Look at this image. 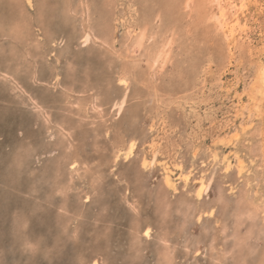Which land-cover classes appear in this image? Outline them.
<instances>
[{
    "label": "rangeland",
    "instance_id": "374dc122",
    "mask_svg": "<svg viewBox=\"0 0 264 264\" xmlns=\"http://www.w3.org/2000/svg\"><path fill=\"white\" fill-rule=\"evenodd\" d=\"M101 1L95 0L98 9ZM132 1L142 11V18L145 15L149 22L160 12L166 26L174 29L175 55L157 82H150L146 74L136 81L138 84L132 82L128 104L119 118L114 103L123 90L118 85V75L125 60L116 58L118 54H111L108 47L107 50L82 44L79 32L72 31V25L81 23V16L65 19L59 6L58 12L48 15L38 27L40 30L36 29L42 43L35 49L30 42L18 44L9 39L8 30H1L2 25L8 27L9 18L13 19L10 8L16 4L15 0H0V264H91L94 258H99L100 264H264L261 172L252 166L251 179H239L235 171L225 174L221 165L209 166L211 150L220 151V155L227 151L215 148L212 140L218 136L220 123L232 116L227 113L234 112L237 100L248 101L245 89L257 76L264 54L239 51L232 64L222 35L211 31L204 34L201 28L206 31L205 26L194 25L192 18L184 15L182 0H114L115 14L107 10L111 18L128 16L127 6ZM39 2L34 1L35 5ZM49 7V12L53 11L54 5ZM251 7L255 10V6ZM34 22V26L38 25ZM123 32L119 33L114 52L124 50ZM49 33H53L55 45L49 40ZM142 69L146 73L147 68ZM203 71L209 72L206 84ZM218 72L225 73L229 93L217 86ZM56 74L61 75L59 82L53 79ZM155 87L160 90L157 95ZM93 92L102 94L109 104L97 113L91 111L88 117L69 116L64 111L68 101L83 95L82 103H86L88 94ZM194 97L196 104L192 102ZM186 101H191L195 109ZM34 102L48 105L53 122L63 121L69 126L72 123V150L64 152L69 145L59 142L62 136L54 128L46 131ZM263 114L264 110L258 116L257 127L261 125L264 133ZM159 116L166 122L164 130H149L154 119L157 125L160 123ZM253 135L244 136L238 149L247 161L258 162L260 138ZM132 136H137L139 142L136 155L130 161L123 155L117 158L118 149ZM154 136L163 137L162 160L171 157L193 169L196 176L203 171L208 177L216 172L208 196L197 200L193 186L184 189L182 184L174 193L163 184L159 166L140 168L143 156L150 157L147 142ZM194 148L199 149V158H193ZM69 154L79 162L80 171L72 172ZM203 161L208 164L203 165ZM58 162L63 165L61 173L56 168ZM87 194L91 196L89 203L85 202ZM208 208L215 209L213 215L204 214ZM247 209L253 211L252 216H243L241 210ZM147 226L152 228L148 239L144 236Z\"/></svg>",
    "mask_w": 264,
    "mask_h": 264
},
{
    "label": "bare ground",
    "instance_id": "6f19581e",
    "mask_svg": "<svg viewBox=\"0 0 264 264\" xmlns=\"http://www.w3.org/2000/svg\"><path fill=\"white\" fill-rule=\"evenodd\" d=\"M34 1L35 0H24V1L23 0H15L16 5L13 6V8H10V11L14 12L13 19L9 18L10 22L8 23V27L7 26L5 27L4 25H2L1 30H8V33H9L8 38L11 40H15L18 44H19V42H21L22 44H25L26 42H30L29 45L30 46L33 45V46H35V49H37L38 47L41 46L42 42H41V39H39L37 37L39 35L36 34V31L40 30L38 27H40L42 25V23H44V21H46L45 19L47 18L48 15L51 16L53 13L55 14V12H58L59 8L61 7L60 11L63 13L65 19H67V18L72 19L78 15L81 16V20H82L81 23H79V25H76V23H77L76 22L74 25H72V26H75V28L72 27L73 33H75L76 31L79 32V34L81 36V43L82 44H90V46H91V44H93L94 47L100 46V47H102V48L104 47L106 49L108 47V48L112 49V51H110V52H112L111 54H114V53L118 54V56H116V58H118L120 56L119 59L125 60L124 61L125 63L123 65V67L120 68L119 75H118V85L120 87H122L123 90L121 92V96L118 97V99H116V101L114 103L115 104L114 108L116 109L117 116L119 118L121 117L125 107L128 104L127 102L129 99V91H130V87L132 86L131 85L132 82L133 81L136 82V81L140 80L141 78H143L144 74H146L148 76V80H150V82H153V83L157 82L156 78L158 77V75L161 74V71H163V69L166 68V65H168L169 63H171L174 60L173 57L175 55V49H174V45H173V43H174L173 36L177 33L174 31V29H172L171 26H166L167 25V24H165L166 21L163 20L162 15L159 14L160 12L158 13V15L156 16L155 19L148 22L146 20L148 18L145 15L142 18V15H141L142 11H140L139 6L135 3H133V1L127 6L128 11H129L128 16H123V17L116 16L114 18H111V15L109 14L110 12L114 13V0H102L101 1L102 6H99L100 7L99 9L96 7L95 0H61V2L59 1L58 3L52 2V0H39L40 2L38 3V5H35ZM262 1H260V0H182V2H181L182 8L181 9L183 10L184 15L188 19L192 18L191 22L194 25H198V26H202V27L205 26L207 28V29L205 28L206 31L204 30V28H201V30L203 29V31H204V32L203 31H201V32H203L204 34H206L205 32H207V31L209 33L211 31L213 34L217 33L218 35L219 34L222 35L221 41L224 42V45H225L226 50H227L226 52L228 53L229 60H231L230 62H232V64H233V62H235L233 60L236 58V56H237L236 54L239 51H246L250 55L253 54V51H256L258 53L262 52L264 54V0H262ZM9 2H10V0H9ZM50 5H54V7L52 8L53 11L49 12V10L51 8V7H49ZM252 5L255 6V8H254L255 10H253V8L251 7ZM111 9L113 11H111ZM107 10L108 11L110 10V12H108ZM155 13H157V12H155ZM16 14H17V16H16ZM152 14H153V12H152ZM96 17L99 19H97ZM166 18H167V16H166ZM34 20L38 23V25L34 26V23H35ZM155 20L158 22L157 24L154 23ZM177 20H178V18H177ZM187 24H188V22H187ZM5 28H7V29H5ZM121 32H123L122 35L124 37V43L121 40L123 43V44H121V48H122V50L123 49L124 50L121 52V49H120L119 51L114 52L113 50L117 47L116 43L118 42L119 35H120L119 33H121ZM73 33H72V35H73ZM212 33H211V35H212ZM49 36L51 37L49 40H51V42H52L53 41L52 40L53 33H51V34L49 33ZM207 36H209V35H207ZM260 36H261V38H260L261 40L259 43L261 45H259V43H258L259 40L257 41V39H259ZM214 37H215V35H214ZM54 39H55V37H54ZM53 42L55 45L56 42L55 41H53ZM53 42H52V44H53ZM48 44H50V43H48ZM150 44H152V45H150ZM42 47H44V46H42ZM189 48H191V47L189 46ZM107 50H105V51L107 52ZM39 53H42V51H39ZM242 53H244V52H242ZM143 63H145L144 67L142 65ZM109 68H111V67H109ZM142 68H147L146 73L142 72V70H143ZM186 71H187V69H186ZM148 73H149V75H148ZM4 74H5V76L8 75L6 72ZM203 74H204L203 83L206 84L207 79H205V78L207 77V75H209V72L203 71ZM224 74H225L224 72L217 74L216 83H217V86L219 88H222V89L226 90L227 93H229L230 88L226 87L225 83H224ZM235 76H236V74H235ZM87 77H88V74H87ZM236 78L238 79V77H236ZM254 78L255 79L253 82L252 81L249 82V83H251V85L248 87V89L247 88L245 89L246 95L248 97V99H247L248 101L244 100V98L238 99L237 100L238 103H235V105H234L235 106L234 112L232 113V111H229L227 113V115L232 114V116L228 115L224 119L225 121L223 119H222L223 120L222 122L220 121L221 123H220V126L218 128L219 129L218 136L215 138V140H212V141L215 145V148L219 147V149L227 150L228 152L226 151L220 155L219 154L220 151L215 152V151L211 150L212 153H211V157H210V161H209V166L211 165V167H212V165H213V167H217V166L221 165L222 170L224 171L225 174H230L232 171H235L236 177H238L239 179H242L245 176H247V178L251 179L250 175L253 173V169H251V168L253 166V167H256V169H259L258 171L261 172V175H262L261 177L264 181V138H263L264 133H263L262 129L260 128L261 125L257 127V123L260 122V121L257 122L258 116H260V114L264 110V102H263L264 101V62H260V65H258L257 76ZM53 79L56 82H59L61 80V75L56 74V75H54ZM68 80H70V78H68ZM143 82H145V80ZM148 84H149V82H148ZM149 86L152 89L153 85H149ZM205 87H207V86L205 85ZM155 88L153 90L155 92V95H157L160 93V90L157 87H155ZM231 88H232V86H231ZM71 93H72V91H71ZM150 93H152V92H150ZM161 94H162V92H161ZM197 94H198V92H197ZM82 96H80L78 99L76 98L75 99L76 101H72V102L68 101L67 102V105L69 104L68 109L67 110L64 109V111H68L69 116L74 115V116L81 117L83 115H86L88 117L89 113H91V111L92 112L100 111V110H102V108L105 104H109L107 98L105 99L106 101H104L102 98L103 95L100 94L99 92H93L92 94L89 93L88 98H87L88 102H86V103L85 102L82 103V101L84 100ZM187 96H189V95H187ZM196 96L197 95H195V97ZM167 98H169V97H167ZM167 98H165V99H167ZM194 98H193L192 102L195 103L197 101V98H195V100H194ZM158 99H160V98H158ZM162 100L163 99H161V101ZM161 103L163 104V102H160V104ZM166 103H168V102H166ZM166 103H164V104H166ZM187 103H188L189 107H191L192 110L195 109L193 104L191 103V101L190 102L186 101V104ZM190 104H192V106ZM198 104H199V102H198ZM34 107L36 108V110H38L40 112V116L43 118L42 119L43 123L45 124L46 129L48 128L46 131L50 132L54 128V131L55 130L58 131L59 132L58 135L61 134L60 136H62V138H61V140H59V142L61 144H63V146L65 144L69 145L67 148L64 147V149H65L64 152H67L69 149L72 150V148H71V146L73 147L72 141H74V138L71 135L73 132L72 131V128H73L72 123H70L71 124L70 126H72V127H70L68 124L65 125L63 121L53 122L51 120L52 116L50 113V109L49 110L47 109L48 105L45 103L42 104L40 102H34ZM163 107H164V105H163ZM14 108H16V107H14ZM17 110H15V111H17ZM95 113H97V112H95ZM157 115H159V113ZM197 115H196V117L199 119L200 116L198 115L199 116L198 117ZM263 116H264V114H263ZM154 117H156V116H154ZM154 117H152V118H154ZM160 117L161 116H159V118ZM104 119H106V118H104ZM68 120H70V119H68ZM82 120H83V117H82ZM157 120H159V119H157ZM209 120L211 123L213 122L211 119H209ZM102 121H103V119H102ZM237 122H239V123H237ZM50 124H52L54 126L51 127V126H49ZM165 126H166V122H165L164 118L161 119V121L158 125L154 119V121L151 123V125L149 127V130L157 131L156 128H160L161 130H164ZM43 127H44V125H43ZM199 128H200V126H199ZM184 132H185V130H184ZM248 134H251V135L254 134V135H256L255 136L256 138L257 137L260 138V142H259L260 143L259 144V152L260 153L258 152V154L256 155L259 158L258 162L255 159H250L249 161H247V159H245V157L241 154L240 150L238 149L239 146L241 145V141H242L243 137L246 135L248 137ZM137 136H132L131 138L129 137L125 141L124 147L118 149L117 158H119V157H121V155H123L124 159L126 161H130L133 159V157L136 155V151H137L138 144H139ZM253 136L251 138H253ZM162 142H163V137H159V136H154L153 138H151V140H149L147 142L148 143L147 145L149 146L150 157L145 156V155L143 156L142 161H141L142 167H140V168L150 169L153 166H157V167L159 166L163 171V178H162L163 184L165 185L166 188L171 189L172 192H174V193L179 192L178 191L179 190V184H182L184 189H185V187H188L190 185L193 186L192 188H194V195H195V198L197 200H202L205 195L208 196L209 195L208 193L210 192V189L212 187V182L214 179L213 176L215 175L216 172L212 173L213 176H209V177L206 175V171H203L199 176H196L193 169L185 168L184 165L182 163L178 162L177 160L172 161L171 157L169 158V160H162L161 157L164 156L162 149H161ZM256 142H258V141H256ZM133 144L135 145V148L132 147ZM242 146H241V149H242ZM193 150H194L193 151V158H197V157L199 158V156H198L199 155V149L194 148ZM15 152H17V151H15ZM113 152L114 151H112V154H113ZM6 156H7V154H6ZM22 156L23 155H21V157ZM17 157L20 158V156H17ZM69 157L70 158L72 157L71 154H69L68 159H69ZM18 161H19V159H18ZM20 161H23V160H20ZM197 161H195V162H197ZM255 161L258 163L257 166L255 165ZM80 162H82V161H80ZM202 163H203V165L208 164L207 161H203ZM70 164H71L70 167L72 169V172L80 171V170H78L79 167L77 168V166H79V162L77 161V159L75 157L70 159ZM194 166L196 167V165H194ZM47 168H48V165H47ZM56 168L60 172L63 169L62 163L58 162ZM56 168H54V169H56ZM197 168H198V166H197ZM82 171H83V169H82ZM212 171H214V170L212 169ZM219 171H221V169ZM68 172H70V171H68ZM77 175H79V174H77ZM79 177H85V176H79ZM229 177H230V175H229ZM234 177H235V175H234ZM81 179H83V178H81ZM255 179H256V177H255ZM243 181H245V180H243ZM243 181L241 183H243ZM247 182L250 183V181H247ZM245 183L246 182H244V184ZM232 185H233V183H232ZM59 189L64 190L65 188L62 187V189H61V187H60ZM93 191H95V190H93ZM61 192H63V191H61ZM219 193H221V192H219ZM2 197H3V195H2ZM218 197H221V199L223 198V196H220V195ZM163 199H162V201H163ZM90 201H91V196L89 194H87L85 196V202L89 203ZM129 206H130V204H129ZM156 207H157V205H156ZM257 207H259V206H257ZM255 208H256V206H255ZM241 211H242L241 213L243 214V216H252L253 215V211L251 209L241 210ZM214 212H215V209L208 208V210H206V212H204V214L206 213L207 215L208 214L213 215ZM146 232L148 233L147 235H145ZM151 232H152V228L150 226H147L144 229V236L147 239L151 238V236H152ZM247 237L248 236H246V238ZM59 241H61V240H59ZM244 242H246V241H244ZM160 243H162V242H160ZM168 253H170V252L168 251ZM98 259L94 258L92 260L91 264H100V261ZM261 262L264 263V259Z\"/></svg>",
    "mask_w": 264,
    "mask_h": 264
},
{
    "label": "snow or ice",
    "instance_id": "6c2138e0",
    "mask_svg": "<svg viewBox=\"0 0 264 264\" xmlns=\"http://www.w3.org/2000/svg\"><path fill=\"white\" fill-rule=\"evenodd\" d=\"M132 147L135 148V145L133 144ZM149 231H150V230H149ZM147 234H148V233L146 232L145 235H147Z\"/></svg>",
    "mask_w": 264,
    "mask_h": 264
}]
</instances>
